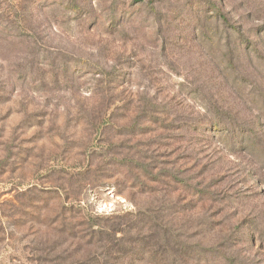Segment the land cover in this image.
Instances as JSON below:
<instances>
[{
	"label": "rangeland",
	"instance_id": "obj_1",
	"mask_svg": "<svg viewBox=\"0 0 264 264\" xmlns=\"http://www.w3.org/2000/svg\"><path fill=\"white\" fill-rule=\"evenodd\" d=\"M219 16L254 42L264 0H0V264H109L139 230L264 264V61L221 78Z\"/></svg>",
	"mask_w": 264,
	"mask_h": 264
},
{
	"label": "trees",
	"instance_id": "obj_2",
	"mask_svg": "<svg viewBox=\"0 0 264 264\" xmlns=\"http://www.w3.org/2000/svg\"><path fill=\"white\" fill-rule=\"evenodd\" d=\"M219 20L221 21V25L224 26V34H225V43H224V54L222 57L224 59L223 71H220L221 77L225 80L227 77V82L229 81L228 68L233 66L234 64H239L243 62L245 59L247 60H259L256 62H260V59L264 61L263 53L261 54L259 50V43H264V29L255 34L254 42L245 41L244 36L240 29L232 26L229 23V19L223 16H219ZM18 39L22 37L21 34L16 36ZM112 84H116L117 88L121 87L123 83L113 81ZM195 83H191V87H193ZM224 85L220 78H217L212 83H205V89L211 90L212 87L215 89ZM214 90V89H213ZM212 90V91H213ZM216 93H213V96L209 97L207 103L209 108L207 110H227L222 104L224 101L222 95L214 97ZM257 102L262 104L261 111H264V93L259 92L255 95ZM252 100V99H251ZM222 103V104H221ZM256 102H253L254 105ZM212 114H207V112L201 116H197L192 119V131L200 133L204 137H208L209 133H224L227 134L228 130L221 129L222 126L220 122V114L218 112ZM141 116V114H140ZM144 116L146 114L144 113ZM150 116V115H147ZM151 118V116H150ZM217 119V120H216ZM264 120V116L262 118ZM195 125V126H194ZM232 133H238L241 139V143L237 144V147L230 145V149L236 151L239 146V150H246L249 148V144L247 143L246 137L253 135V133L248 129L243 130H234L231 128ZM227 137V136H225ZM249 142V141H248ZM194 197L198 199V202L202 201V197H207L208 200L215 202L214 194H194ZM239 228V227H237ZM239 234L242 230L237 231ZM236 234V232H235ZM201 232L196 234V237H199ZM245 239L249 241V238ZM198 239V238H196ZM154 238L151 236V232L143 233L140 230L136 232L132 237H123L120 239H116L114 236L111 238V241L107 242L106 255L102 256L109 260V264H122L125 262L126 264H141V262L150 260L151 262H156L157 264H245L238 261L237 257L231 253L232 243L231 239L226 237L222 239L220 242H216L214 245L207 246L206 244L201 243L199 240L186 251L183 249L182 244H178V240L173 242V240L168 239L167 242L165 240H158L153 243ZM173 243V248L169 246V243ZM157 247V249H156ZM156 249V250H155ZM101 259V258H100ZM101 264V263H100Z\"/></svg>",
	"mask_w": 264,
	"mask_h": 264
}]
</instances>
